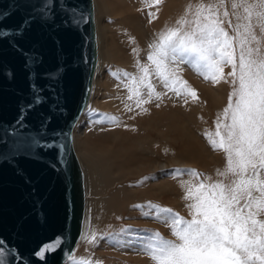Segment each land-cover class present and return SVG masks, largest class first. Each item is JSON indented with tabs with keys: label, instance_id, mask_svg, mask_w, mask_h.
Returning <instances> with one entry per match:
<instances>
[{
	"label": "snow or ice",
	"instance_id": "snow-or-ice-1",
	"mask_svg": "<svg viewBox=\"0 0 264 264\" xmlns=\"http://www.w3.org/2000/svg\"><path fill=\"white\" fill-rule=\"evenodd\" d=\"M144 3L161 5L163 0ZM44 16L48 18L47 12ZM154 16L149 13V22ZM28 25L25 19L20 31ZM0 35L7 33L0 31ZM148 47L149 63L138 61L137 75L122 74V83L129 81L124 84L128 99L135 97L136 108L143 112L148 111L144 105L162 101L168 92L185 104L199 100L197 91L179 74L181 65H188L205 82L229 83L231 90L227 105L217 113L215 131L204 134L213 151L224 153L225 167L216 170L215 180L196 169L174 170V179L189 177L180 186L190 219L151 202L135 205L146 207L143 215L164 223L175 237L166 239L158 231L145 230L141 252L153 264H264V0L190 3ZM228 65L232 70L225 75ZM153 80L167 91H157ZM40 99L37 94L35 102ZM107 119L119 123L115 116ZM18 174L23 175L19 170ZM83 239L94 244L95 231L86 232ZM61 244L57 237L37 255L44 259L46 251H55ZM70 259L72 264H102L88 258Z\"/></svg>",
	"mask_w": 264,
	"mask_h": 264
},
{
	"label": "water",
	"instance_id": "water-1",
	"mask_svg": "<svg viewBox=\"0 0 264 264\" xmlns=\"http://www.w3.org/2000/svg\"><path fill=\"white\" fill-rule=\"evenodd\" d=\"M0 31V261L65 264L85 215L73 131L98 65L94 1L0 0Z\"/></svg>",
	"mask_w": 264,
	"mask_h": 264
},
{
	"label": "bare ground",
	"instance_id": "bare-ground-1",
	"mask_svg": "<svg viewBox=\"0 0 264 264\" xmlns=\"http://www.w3.org/2000/svg\"><path fill=\"white\" fill-rule=\"evenodd\" d=\"M93 1L95 3L94 15L96 14L95 26L97 23L96 34L98 65L93 76L90 99L82 116L86 113L90 119H98V121L104 122L98 123V127L103 133H101L98 128V132H96L97 136H101L99 138H102V140L99 139L98 141H95L90 140L89 137L87 138L86 130L88 126H90V123H88L90 122V119L88 122H85V130H82L79 126L82 125L83 120L81 121V124L79 122L80 120L78 121L79 125L78 123L76 124L74 130L76 127H80V130L82 131L81 137L79 132H77L79 133V138L76 137V133L73 131V135L75 137L74 149H76L75 152H77L76 154L84 172L86 195L83 230L74 253L77 258H88L92 259L91 261L93 262L100 261L104 264L102 256L92 253L91 249L95 243L92 244L86 242L83 239L84 234L86 232L90 233L91 231H95L97 236L96 242L109 235L115 237V233L118 230V226L120 225V221H122L124 213L131 210L134 205H146L148 201H150L147 198L148 187L146 186V190L139 186L140 183L137 182L140 179L139 177L145 176L150 178L149 182H147L149 183L151 195L154 194L155 190L164 192L165 190H169L170 183L168 182L170 174L172 173L171 164L173 161L170 156L172 155L171 142L173 140L171 134L176 132V135L181 137L183 140L188 137L186 134L187 131H185V119L188 104H185L182 98H180L179 101L183 122L181 124L182 126L178 127L173 123V121H169L170 118H166L164 116L160 117V114L151 108H148L146 113L138 108H136L135 111H129L127 107L122 104V102H118L120 99L117 102H104V99L106 98L105 96H107V93L112 90H108V76L114 68L118 67L119 62L126 57V50L129 53L131 49L135 48L134 50L141 52V48L144 57L141 56L138 60L136 58V60L139 61L140 64H148L149 62L146 59L149 52L148 46L153 41L156 34L163 29L165 25H174L175 21L184 14L186 6L190 3L196 4L198 0H163L161 5H153L151 3L146 4L144 3V0H138L139 2H134L133 4L129 0ZM128 1L131 3V5H129L130 7L127 6ZM209 2L210 0H204L205 4ZM227 7H229L230 10V4H228ZM149 13L155 14V16L151 18V22H149ZM225 27H227V25H225ZM229 31L231 34L230 29ZM187 66L188 65L186 64L180 66L182 69L181 76L186 81ZM226 67L227 68L224 69L225 75L232 70L230 65ZM153 83L156 82L153 81ZM228 84L229 83L225 82L219 83L221 87H227ZM158 85L160 86L159 83L157 84V87ZM161 89L163 92L167 91L163 88V86ZM95 92H101L103 94L104 98L102 102L94 96ZM170 93L171 92H168V94ZM115 94H113L114 96L111 94V96L116 98ZM219 95L221 97L223 95L225 98L227 96L223 93L221 94V92ZM122 97L125 99L124 96ZM224 100L225 99L223 97L220 100L219 97L218 99L216 97L215 99L213 98L212 104L215 106L216 116L217 113H219L227 105ZM202 102L203 103H201L200 109L205 111L207 114L210 112L208 111V107L210 106L207 107L209 104H207V101L204 99H202ZM153 104L155 105V103ZM82 116L80 119L83 118ZM109 116L117 117L119 123L109 122L107 119ZM141 122H146L148 127H155L157 125L162 126L166 133H164L163 136L160 135V137L164 142L162 141V143H157L156 140H152L147 133L142 132L140 130ZM130 133L140 134L141 137L134 138L133 142L130 143L127 138ZM148 141L153 144L156 152H164V159H161L162 162H160L159 159L156 161L151 160V163L147 166H136L133 162L134 149L132 145L142 147L145 142ZM187 151L188 153H191L189 152L191 150ZM203 152L200 153L202 154ZM214 157L216 156L214 155ZM223 159L225 158L223 157ZM216 160L213 159V161ZM158 162L161 164L158 165ZM205 162H207V160H205L204 163ZM202 163L200 165H202ZM223 163L224 162H222V164L220 163L221 166ZM157 169L161 170L164 182L162 179V182L159 183L158 179H156L155 176ZM159 184L160 187L158 189ZM154 221L156 220L154 219ZM133 225L134 224L132 222L126 224V226ZM164 232L166 239H169L171 236L168 233V230H165ZM87 253H89V256ZM91 253L93 255H90Z\"/></svg>",
	"mask_w": 264,
	"mask_h": 264
},
{
	"label": "rangeland",
	"instance_id": "rangeland-1",
	"mask_svg": "<svg viewBox=\"0 0 264 264\" xmlns=\"http://www.w3.org/2000/svg\"><path fill=\"white\" fill-rule=\"evenodd\" d=\"M129 1L132 4L134 2H139L138 0H136V1L135 0H129ZM129 1L127 4L128 7H130L129 5H131V3ZM94 5H95V3H94ZM95 20H96V14H95ZM96 29H97V23H96ZM126 49H128V48H126ZM134 49L135 48L131 49L129 51V53L126 50L125 54H127V55H125V56L128 57L129 59L126 57L123 58L119 62L118 67L114 68L111 71V73L107 79V85H108V90L112 89L111 90L112 93H111V91L108 92L107 93L108 95L105 96L106 98L104 99V102H109V101L117 102L120 99L118 101L119 103L122 102V104H124L125 106L127 105L128 107H131L133 111L136 110L135 100H133V99H135V97H133L132 100L128 99L129 92H128V89L126 87H124V84L129 83V81H123V83H122V79H123L122 74L124 72H127V73L131 72V74L137 75V73H138V69H137V62L138 61L137 60L139 57H141V56L144 57V56H143V51L141 48H140L141 52H138V50H135L133 52ZM136 58H137V60H136ZM127 59H128V61H127ZM125 61H127V62H125ZM120 64H122V65H120ZM126 64H128V65H126ZM125 67L128 69H126ZM226 68L227 67L225 66L224 69H226ZM186 69H187L186 70L187 82L189 81L188 84L191 87L193 86L192 88H194L197 91L199 100L196 102H193L191 99H189V102L187 103L188 109H187L186 119H185V121H186L185 122V131H187L186 134L188 135V137H186L183 140L181 137H178V135H176V132L171 134L172 139H173L171 142V146H172V153L171 154L172 155H170L172 160H173L172 164H171V168H172L171 170L173 173L174 170H176V169H196L199 172L204 173L206 176L212 177V179L215 180V179H217L216 170L217 169H223L225 167V164H224L225 159H223V157L225 158V156H224V153L222 151L217 152V151H213L211 149V147L209 146L207 139L205 138L204 134H205V132H212V131L214 132V130H215L214 121L216 119V114H215V106H214V104H212L213 98L215 99V97H216L218 99V97H219V100H220L223 97L225 99L224 102L228 103V95H229V92L231 90V87H230V84H228L227 87H221L219 84L213 85L211 82H205L204 79L202 77L198 76L189 66H187ZM179 74L181 75V72ZM187 74H188V76H187ZM153 81L156 82L155 83L156 85L158 84L157 81H155V80H153ZM160 86L158 85L160 90L157 87V91L163 92L161 89L162 85H160ZM124 88H126L127 90ZM203 89H204V91H203ZM220 92H221V94L223 93V94L227 95L226 98L223 95L221 97L219 95ZM111 94L112 95L115 94L116 98H113L114 95L111 96ZM92 95H93V91H92ZM167 95L168 96L163 98L162 101H158L159 102V107H158L159 109L156 107V104L158 102H153V103H155V105L153 103H151V104L144 105V106H148L147 108H151L152 110L156 111L158 114H160L159 115L160 117L164 116L166 118H170L169 121H173V123L176 124L178 127L182 126L181 124H182L183 120L181 118L182 117L181 116V109H180L181 106H180V101H179L180 98L176 97L172 92L170 94H167ZM94 96L97 97V99L101 102L104 98V96L101 92H99V93L95 92ZM122 96H124L125 99ZM202 99L207 101V104H209V105H207V107L210 106V107H208V111H210V112H208L207 114L205 113V111L200 109L201 103H203ZM128 107H127V109H128ZM82 117L83 118H81L79 121L81 124V121L83 120L82 125H79V123H78V125L81 127L82 130L83 129L85 130V122H88L90 117L86 113ZM97 121H98V119H92L91 118L90 122H88V123H90V126H88L86 132H87V138L89 137L90 140H95V141H98L99 139L102 140V138H99L101 136H97V133H96V132H98V129L101 133H103L102 130L98 127ZM80 127H76V129H79V130H76V129H75L76 131L74 130V132L76 133V134L75 133L74 134L78 138H79V133H80V137H81V133H82V131L80 130ZM140 130L142 132L147 133L149 135V137L152 140H156L157 143H162L163 140H161L160 135L163 136V134L166 133L162 126L157 125L155 127H148L146 122H141ZM77 132H79V133H77ZM93 133H95V134H93ZM140 137H141L140 134L130 133V134H128L127 138L129 140V142L132 143L134 138H140ZM74 142H75V137H74ZM203 145L205 148L203 147ZM74 146H75V143H74ZM132 147L134 149L133 162L136 166H141V165L147 166L151 163V160L156 161L157 159H159L160 162H162V160L164 159V157H163L164 152H161V153L159 151L156 152L155 147L153 146V144L150 141L145 142V144L142 147H138V146H134V145H132ZM189 148H191V149H189ZM175 150H177V151H175ZM187 150H191V151H189L191 153H188ZM174 152H176V153H174ZM200 152H203L202 153L203 155ZM179 153H180V155H179ZM210 153H211V155H210ZM214 155L216 157H214ZM199 157H200V159H199ZM213 159L214 160L219 159V160L213 161ZM221 159H223V160H221ZM202 160H203V163H202ZM205 160H207V162H205L207 164L204 163ZM216 162H218L219 164ZM222 162H224V163L221 166ZM201 163H202V165H200ZM159 164H161V163L158 162V165ZM208 165H210V166H208ZM172 173L170 174V178H169V182H168V183H170L169 184V190H165V192L160 191V190H155L154 194L151 195V192L149 189V183H148L150 178H147L145 176L139 177L140 179L138 178L139 180L137 182H139L140 183L139 186L143 187L144 189H146V186L148 187L147 198H148V200H150V201H148V203L151 202L153 204H156V205H159L162 207L171 208L176 213H179L181 216L190 219L191 217L189 216L188 209L185 206L186 202L182 199V197L184 195V191L182 190V188L180 186L181 180H188L189 177L187 175H184L182 177L174 179ZM162 176L163 175H162L161 170L157 169L155 177H156V179H158L159 183L162 182V179L164 182V178H162ZM159 187H160V184L158 186V189H159ZM147 210L148 209L146 207L145 208H136L134 205L131 208V210L125 212L123 217H122V221H120V225L118 226V230L115 233V235L117 237L116 236L113 237V236L109 235V236H106V237L102 238L101 240L95 242L96 245L94 244L95 246L93 245V248L91 249L92 253L98 254V256H102L103 257L102 260L104 261V264H153V262L146 255H144L140 250V245L147 235L145 230H149L152 232L158 231L164 237H165L164 231L168 230V233L171 236L169 239H175V237L172 236V234L169 230V227L166 226L164 223L158 221L157 219H155L151 215L150 216L143 215V213ZM129 215H131V216H129ZM136 219H138V220H136ZM154 219L156 221H154ZM125 221H127V222H125ZM129 222H132L134 225L133 226H126V224ZM92 253L90 255H93ZM88 254L89 253H87V255ZM72 256L76 257V254L74 253ZM90 260H92V259H90ZM71 263H72L71 259H69L66 262V264H71Z\"/></svg>",
	"mask_w": 264,
	"mask_h": 264
}]
</instances>
